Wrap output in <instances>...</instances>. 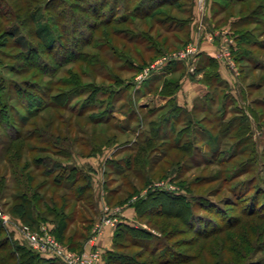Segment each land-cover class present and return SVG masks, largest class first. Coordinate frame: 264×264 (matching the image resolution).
Returning <instances> with one entry per match:
<instances>
[{"label": "rangeland", "instance_id": "1", "mask_svg": "<svg viewBox=\"0 0 264 264\" xmlns=\"http://www.w3.org/2000/svg\"><path fill=\"white\" fill-rule=\"evenodd\" d=\"M142 3L0 0V35L18 25L26 45L0 50L2 227L36 264L64 263L26 231L73 257L94 242L93 264H264V0ZM188 47L176 70L145 76ZM208 57L224 77L209 84ZM20 194L37 222L15 209ZM146 201L172 214L138 213Z\"/></svg>", "mask_w": 264, "mask_h": 264}, {"label": "trees", "instance_id": "2", "mask_svg": "<svg viewBox=\"0 0 264 264\" xmlns=\"http://www.w3.org/2000/svg\"><path fill=\"white\" fill-rule=\"evenodd\" d=\"M147 1V2H151L153 0H143V3ZM143 3L140 5V7H142ZM139 7V5H138ZM28 15H30L28 13ZM12 40V41H17L20 42L23 46H26L25 43H22V37H21V31L18 25L16 26H12L9 30H7L6 32H3V34L0 35V50L4 49L7 47L8 45V41ZM240 54H243V52ZM237 55L238 57H240L241 55ZM171 63L169 66V69L172 68V70H176V68H174V64ZM207 68H209L208 72L206 73V78L205 81L206 83L209 84L210 81L213 80V78H218L221 79V76L219 74L218 71V63L208 57L207 58ZM206 69V68H205ZM204 69V70H205ZM179 88V83H167L164 85V89L162 90L164 93V95L166 96H172L173 94H175V92L177 91V89ZM39 162V166L43 167V165L41 164L40 161ZM75 171V170H74ZM61 178H66L64 177L63 173L59 176V179ZM69 178L72 177H67V180H69ZM34 176L33 177H29L26 181H25V185L29 187V190L32 191V189H34ZM72 180H77L75 178H72ZM83 187H81V191H88L90 190V185L87 183V181L83 182ZM5 188V183L3 178L0 179V192ZM35 189H38V187H36ZM168 198V197H167ZM168 199H170L171 201L174 202H181V200L177 197H173L172 199L169 197ZM42 198H38V202H41ZM15 203V209L21 210L22 213L20 214L21 218L26 221L29 222L31 221V223H35L37 222V218L35 217V213L33 212L34 209V199L32 197H27L26 194L22 195H17L14 199ZM137 212H141L144 210V212H148L147 214L150 215H154V216H162V215H171L172 213L170 212H166L163 210H159L157 208L152 209L154 206L150 203H146L145 202H141L139 203L137 206ZM188 205H183L182 209L185 211H188ZM169 210H173L172 208ZM51 212V211H50ZM51 213H54L53 211ZM144 213V214H145ZM43 215V214H42ZM176 216V215H175ZM132 230L129 229V227L126 226H119V230L120 232L124 231V230ZM119 232V231H118ZM119 236L118 234L116 235L115 239H118ZM74 243H72L73 245ZM1 252H5L7 254V260H9V262H11L12 264H36L35 263V259L40 258L41 261L40 263H42L44 261L43 258H41L37 253L35 252H31L30 250H27L25 247L23 246H19L16 245L14 242H12V240L8 237V235L5 233L3 227H2V223L0 221V253ZM113 255H111L110 260L112 261ZM175 262V261H174ZM162 263V262H161ZM0 264H6V262L0 260ZM117 264H136L132 261L126 260V261H120Z\"/></svg>", "mask_w": 264, "mask_h": 264}, {"label": "built area", "instance_id": "3", "mask_svg": "<svg viewBox=\"0 0 264 264\" xmlns=\"http://www.w3.org/2000/svg\"><path fill=\"white\" fill-rule=\"evenodd\" d=\"M226 49H224V51H227ZM194 52H195L194 50L192 51V49L188 47L186 51H184L183 53L177 56L174 55L172 57H164L162 60L156 61L154 65L147 68L144 74L145 76L150 75L153 72L161 70L163 67L167 66L168 64H171L176 61H181L188 58L189 56H192ZM3 220L6 221L5 218H3ZM26 234H27L26 237L27 245L32 250L40 252L42 257L45 258H52V259L58 258L61 259L64 264H93L95 262H98L101 258L100 253L97 250H94L95 249L94 242L92 243V249L87 254L81 255L79 257H73V256H69L65 251L59 249V246L55 243L50 244L46 242L43 238L36 237V235H33L30 231H26Z\"/></svg>", "mask_w": 264, "mask_h": 264}, {"label": "crops", "instance_id": "4", "mask_svg": "<svg viewBox=\"0 0 264 264\" xmlns=\"http://www.w3.org/2000/svg\"><path fill=\"white\" fill-rule=\"evenodd\" d=\"M202 54L203 55H207V56H210V57H213L212 56V54H213V49L211 48V47H209L208 45H206V44H202ZM218 71H219V74H220V76L222 77V78H224L223 77V66L222 67H219V65H218ZM189 82V81H188ZM199 86L200 85H202V84H198ZM184 92H186V89L184 90L183 89V91H180V94H178V96H180V97H184V96H186V94L184 95L183 93ZM195 98V97H194ZM193 98V99H194ZM133 209H131V208H125L123 211H122V217L121 218H123V219H126V218H128V217H130V216H133L132 214H133ZM122 222V221H121ZM107 241H108V239H107ZM102 247H104V248H107V245L105 244V245H103V242H102V244H100Z\"/></svg>", "mask_w": 264, "mask_h": 264}]
</instances>
